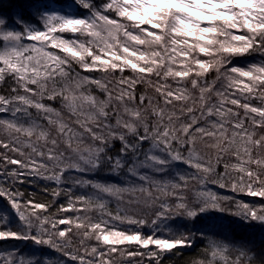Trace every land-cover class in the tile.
<instances>
[{
    "label": "snow or ice",
    "instance_id": "obj_1",
    "mask_svg": "<svg viewBox=\"0 0 264 264\" xmlns=\"http://www.w3.org/2000/svg\"><path fill=\"white\" fill-rule=\"evenodd\" d=\"M4 4L0 264H264V0Z\"/></svg>",
    "mask_w": 264,
    "mask_h": 264
},
{
    "label": "trees",
    "instance_id": "obj_2",
    "mask_svg": "<svg viewBox=\"0 0 264 264\" xmlns=\"http://www.w3.org/2000/svg\"><path fill=\"white\" fill-rule=\"evenodd\" d=\"M4 6L5 7H7L8 6V0H5V4H4ZM187 258V257H186ZM175 259H177L178 260V258H175ZM169 264H173V262H169ZM181 264H182V262H181Z\"/></svg>",
    "mask_w": 264,
    "mask_h": 264
}]
</instances>
